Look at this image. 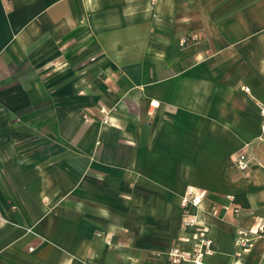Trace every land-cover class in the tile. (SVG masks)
Segmentation results:
<instances>
[{"label":"crops","instance_id":"crops-1","mask_svg":"<svg viewBox=\"0 0 264 264\" xmlns=\"http://www.w3.org/2000/svg\"><path fill=\"white\" fill-rule=\"evenodd\" d=\"M259 105L264 0H0V264H264Z\"/></svg>","mask_w":264,"mask_h":264},{"label":"built area","instance_id":"built-area-1","mask_svg":"<svg viewBox=\"0 0 264 264\" xmlns=\"http://www.w3.org/2000/svg\"><path fill=\"white\" fill-rule=\"evenodd\" d=\"M197 39H198V35L192 32L189 35L182 37L180 39V45H186L192 43ZM245 90L248 91V88H245ZM158 104L159 103L157 101H151V106L153 107H157ZM259 111L262 117L261 137L262 139H264V105H259ZM103 121L106 122L107 119H104ZM234 164L240 171L247 172L249 168V160L247 153L239 152L235 157ZM227 197L229 199L233 198L232 195H227ZM204 198H205V193L198 191L194 188H189L187 189V191L183 193V195L181 196V205L183 207L184 224H192L195 222V219H193L192 217H190V215L187 214L188 208L190 206H199ZM210 213L211 214L216 213L215 206H212L210 208ZM261 232H264V220H262L257 225L255 230L238 231V234L235 237V241H234L235 245L240 246L243 250H248L253 245L254 239L257 236H259ZM110 244H111L110 240L107 239V245ZM212 253H213L212 241L211 239L204 236H198L192 240V248L191 251L188 253L184 252L183 250L175 246L171 247L167 251V255L172 263L187 261L190 264H204L203 261L204 256Z\"/></svg>","mask_w":264,"mask_h":264}]
</instances>
